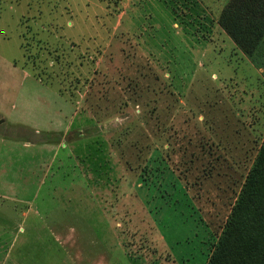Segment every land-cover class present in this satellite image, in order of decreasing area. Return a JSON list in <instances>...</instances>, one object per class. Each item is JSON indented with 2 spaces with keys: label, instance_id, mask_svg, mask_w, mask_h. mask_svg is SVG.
<instances>
[{
  "label": "rangeland",
  "instance_id": "rangeland-1",
  "mask_svg": "<svg viewBox=\"0 0 264 264\" xmlns=\"http://www.w3.org/2000/svg\"><path fill=\"white\" fill-rule=\"evenodd\" d=\"M230 0H0V264H207L264 141V42Z\"/></svg>",
  "mask_w": 264,
  "mask_h": 264
},
{
  "label": "trees",
  "instance_id": "trees-1",
  "mask_svg": "<svg viewBox=\"0 0 264 264\" xmlns=\"http://www.w3.org/2000/svg\"><path fill=\"white\" fill-rule=\"evenodd\" d=\"M219 23L256 55L264 42V0H230ZM207 264H264V141Z\"/></svg>",
  "mask_w": 264,
  "mask_h": 264
}]
</instances>
